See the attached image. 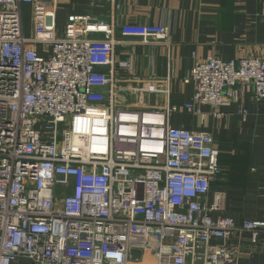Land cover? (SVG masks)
Listing matches in <instances>:
<instances>
[{
    "label": "built area",
    "instance_id": "2783aa9c",
    "mask_svg": "<svg viewBox=\"0 0 264 264\" xmlns=\"http://www.w3.org/2000/svg\"><path fill=\"white\" fill-rule=\"evenodd\" d=\"M26 5L41 8L0 0V264H238L240 246L228 240L257 243L264 220L238 224L224 215V195L209 200L224 170L219 145L171 119L204 106L224 118L240 86L264 101V56L195 59L189 103L171 104L167 80L164 109H137L124 94L138 98L153 81L116 49L170 47L167 27L118 31L85 15L59 35L40 17L26 36Z\"/></svg>",
    "mask_w": 264,
    "mask_h": 264
},
{
    "label": "crops",
    "instance_id": "0c3cea01",
    "mask_svg": "<svg viewBox=\"0 0 264 264\" xmlns=\"http://www.w3.org/2000/svg\"><path fill=\"white\" fill-rule=\"evenodd\" d=\"M39 4L38 11L23 7L24 29L27 22L29 35L35 32L40 17L45 29L61 35L71 17L85 15L113 23L118 31L126 24L162 25L170 30V47L136 44L116 49L119 57L132 55L138 75L153 81L151 91L138 95L146 101L141 108L136 106L137 97L124 94L127 106L137 109H164L167 80L171 104L189 103L193 85L185 80L191 76L195 59L213 56L231 61L264 56V0H39ZM117 39L123 40L120 35ZM235 94L233 103L224 108V118H215L212 109L204 106L202 115L179 112L171 122L176 128L214 136L224 170L213 183L209 200L217 193L224 195V215L240 224L264 220V101L254 100L251 86L237 87ZM242 110L247 112L246 118L240 115ZM212 216L217 218L219 213ZM222 243L214 240V244ZM227 243L240 246L238 264H264V234L255 244L239 233ZM18 264L26 263L21 259Z\"/></svg>",
    "mask_w": 264,
    "mask_h": 264
},
{
    "label": "rangeland",
    "instance_id": "374dc122",
    "mask_svg": "<svg viewBox=\"0 0 264 264\" xmlns=\"http://www.w3.org/2000/svg\"><path fill=\"white\" fill-rule=\"evenodd\" d=\"M25 15H26V14H25ZM25 20H26V19H25ZM29 30H30V28H29V26L27 25V22H25V35H26V36H29ZM131 101H132V99H131ZM135 103H138V104H136V106L139 107V108H141L143 105L146 104V101H145L144 98L139 97V98H138V101H135Z\"/></svg>",
    "mask_w": 264,
    "mask_h": 264
},
{
    "label": "water",
    "instance_id": "95a60500",
    "mask_svg": "<svg viewBox=\"0 0 264 264\" xmlns=\"http://www.w3.org/2000/svg\"><path fill=\"white\" fill-rule=\"evenodd\" d=\"M141 255H142L141 251H139V250H133L130 253V258L132 260H140L141 259Z\"/></svg>",
    "mask_w": 264,
    "mask_h": 264
}]
</instances>
